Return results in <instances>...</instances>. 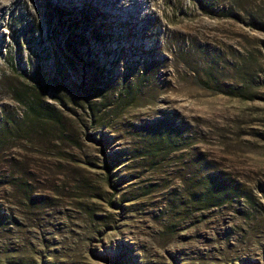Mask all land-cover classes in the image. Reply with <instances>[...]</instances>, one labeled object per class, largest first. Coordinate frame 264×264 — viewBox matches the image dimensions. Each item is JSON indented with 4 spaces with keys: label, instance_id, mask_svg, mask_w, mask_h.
Listing matches in <instances>:
<instances>
[{
    "label": "rangeland",
    "instance_id": "1",
    "mask_svg": "<svg viewBox=\"0 0 264 264\" xmlns=\"http://www.w3.org/2000/svg\"><path fill=\"white\" fill-rule=\"evenodd\" d=\"M251 15L264 21V0L0 3V124L28 113L31 92L74 140L25 117L0 148V264H264V26ZM141 72L132 103L118 97ZM167 128L173 143L150 150ZM208 177L233 197L203 204Z\"/></svg>",
    "mask_w": 264,
    "mask_h": 264
},
{
    "label": "trees",
    "instance_id": "2",
    "mask_svg": "<svg viewBox=\"0 0 264 264\" xmlns=\"http://www.w3.org/2000/svg\"><path fill=\"white\" fill-rule=\"evenodd\" d=\"M252 16V24L253 27L261 28L264 26V21L261 18ZM94 38H98L97 35H93ZM131 81H124L123 84L120 85L121 91L117 94L118 97L127 98L129 103H132L133 99L136 97L135 95L140 92V88L138 87L137 83L138 81H141L144 78L143 72L140 74L130 77ZM133 78V79H132ZM136 80V82L134 81ZM134 82H133V81ZM202 82V81H201ZM139 83V82H138ZM214 90L218 93H222L225 95L230 96H241V91L238 87L233 85H228L220 82L218 79L214 80ZM201 85V84H200ZM203 86L205 84L202 83ZM28 88V87H27ZM25 92H30L29 90L25 89ZM91 92V91H90ZM80 96L81 99H83V102L87 103V106L91 108V102L95 99L94 97H97V95H92L89 93V90L87 87L82 86L80 89ZM134 97V98H132ZM30 98V100H29ZM27 101H29L27 104V110L28 113H25L24 117H22L19 121L14 120H6L4 123L0 124V148L4 146L5 142L9 140L12 137H18V135H15L14 131L18 124L24 123V118L26 117L27 121L30 123L29 126L36 127L39 123L48 124L47 128L50 130L51 127L55 129L58 134L60 135V138H63L64 140L74 142V140L71 138V136L66 135L65 131L61 127L59 117H57L58 113L55 111H43V108H41V101H36V97L33 93L30 92V95L26 98ZM30 116V117H29ZM176 133V130L173 128H167L163 131L158 133V131H155V135H150V137H146V142L150 150L156 152L161 151L167 146L171 145L174 140V135ZM57 141V140H56ZM207 184H199L201 185L202 193L197 195V197L200 199V201L203 202L205 205H219L222 203V201L231 199L233 195L235 194V186H232L228 183L223 182H217L212 181L210 177L206 179ZM193 198H195L196 195H193Z\"/></svg>",
    "mask_w": 264,
    "mask_h": 264
},
{
    "label": "clouds",
    "instance_id": "3",
    "mask_svg": "<svg viewBox=\"0 0 264 264\" xmlns=\"http://www.w3.org/2000/svg\"><path fill=\"white\" fill-rule=\"evenodd\" d=\"M7 2V0H0V3H5Z\"/></svg>",
    "mask_w": 264,
    "mask_h": 264
}]
</instances>
